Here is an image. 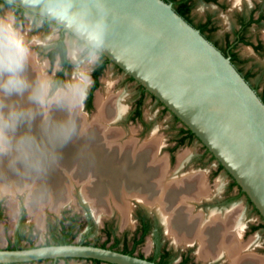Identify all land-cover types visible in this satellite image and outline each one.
Here are the masks:
<instances>
[{
	"label": "rangeland",
	"instance_id": "374dc122",
	"mask_svg": "<svg viewBox=\"0 0 264 264\" xmlns=\"http://www.w3.org/2000/svg\"><path fill=\"white\" fill-rule=\"evenodd\" d=\"M218 1H226L227 8L220 10L210 3L205 4L197 0L193 2L191 13L195 21L205 14H210L217 28L215 37H219L223 32L229 30L232 24V14L243 7L239 0ZM8 10H11V8L4 5L0 6V14ZM17 21L32 49L34 58L40 66L43 65L42 72H46L59 80H70L77 70L86 71L91 84L90 74L99 61V59H93L92 49L65 33L64 45L67 67L61 69L57 59L50 62L45 57L47 50L52 47L58 37V28L52 24L43 23L27 13L20 15ZM263 30L264 28L251 29V32L255 36ZM70 51H73V54L70 55ZM238 51L239 54L244 53L241 48ZM249 59L253 60L252 58ZM59 73L60 77H58ZM106 81L111 84V93L118 96L121 113L118 116L110 114L106 118L109 122L103 125L122 134L117 141L120 147L127 144L133 145L135 154L138 151L144 152L145 147H148L147 145L151 141L150 139L155 138L152 140L153 143L155 142L153 153L166 160L167 168L171 173L175 171L176 166L181 168V173H193V171L203 173L210 198L207 201L200 202V204H188L193 206L192 212L194 214H215L228 213L238 209L235 224L239 220L240 245H244L247 254L259 258L264 264V222L252 205L244 196L237 194V189L232 187V180L226 172L217 170V162L205 153V148L199 141L193 138L189 141L185 140L180 145L177 144L179 139L178 130L183 126L148 93L143 94L140 86L113 64L107 63L98 76L97 88L92 93L90 109H86L83 102L82 108L78 111L82 119L87 124L94 123L93 118L97 111L96 96L98 93L103 92ZM138 100H140L139 117L135 118L134 110ZM112 139L111 135H102L96 147L98 145L102 148L103 154L104 152L105 154L113 153ZM72 143L71 141L67 142L70 146L73 145ZM179 156H182L183 160L178 165ZM70 172L67 186L64 188L62 195L64 197L57 199L56 188L51 187V191L48 193V195L51 194V198L42 199L44 196L37 198L42 199L36 205L38 216L32 213L34 211H32V206L29 203V196L33 194L32 192H41L38 185L35 184L29 186V188L17 187L18 190L15 189L16 191L10 190L13 194L9 190L0 192V208L3 215L0 219L1 250L15 245L20 248H29L51 243L52 237L58 236L60 225L67 230H71V243L79 244L83 241L95 247L104 245L109 248L123 249L125 247L130 250L132 240L137 238L138 218L141 216L150 221V228L141 242L132 250L134 256L148 258L157 249L166 247L172 252L171 264H176L181 254L189 256L192 264H229L223 257L205 260L198 258L196 253L198 245L196 243L185 246L172 243L164 232V227L159 218L149 211L142 202L132 196H130L127 203L128 217L126 218L121 217L113 204V200L109 197H105V199L103 197L101 200L97 199L94 202L98 195V193L93 192L94 186L83 185L82 182L84 181L80 180V182L79 178L74 176V169H71ZM101 192L104 191L101 190ZM113 243H116V245H112ZM32 264H50V261L33 262ZM58 264H64V262L60 260ZM67 264H88V262L69 260Z\"/></svg>",
	"mask_w": 264,
	"mask_h": 264
},
{
	"label": "water",
	"instance_id": "95a60500",
	"mask_svg": "<svg viewBox=\"0 0 264 264\" xmlns=\"http://www.w3.org/2000/svg\"><path fill=\"white\" fill-rule=\"evenodd\" d=\"M0 1L39 17L91 49L84 37L45 11L46 0L35 6L24 0ZM80 9L91 19L105 20L104 43L98 54L136 82L200 142L264 222V104L228 58L162 0H73V10ZM65 258L157 264L74 243L0 249V264Z\"/></svg>",
	"mask_w": 264,
	"mask_h": 264
},
{
	"label": "bare ground",
	"instance_id": "6f19581e",
	"mask_svg": "<svg viewBox=\"0 0 264 264\" xmlns=\"http://www.w3.org/2000/svg\"><path fill=\"white\" fill-rule=\"evenodd\" d=\"M72 52L70 51V55ZM42 66L33 56L28 72L29 77L35 78L41 74ZM105 83L103 92L96 96L97 111L92 127L82 119L79 113H76L77 131L69 140L73 142V145L66 143L63 146H57L55 159L49 160L42 171L25 168L23 165L12 168L9 167L7 160L0 163V192L13 191L20 186L29 188V186L38 185L41 192H32L33 194L29 196V203L34 211L32 213L38 216L36 205L44 198H51V194L48 195L51 187L56 188L57 199L64 197L62 196L64 188L70 177L68 174L71 173V169H74L75 172L72 173L79 178V181H84L83 185L94 186L93 192L98 193L94 202L97 199L109 197L113 200L121 217L126 218L130 196L138 199L159 218L164 232L172 243L181 246L196 243L198 258L205 260L223 257L229 264H263L259 258L247 254L244 245H240L239 220L235 224L238 209L215 214L192 212L193 206L188 204H200L210 198L203 173L194 171L181 173V168L177 166L171 173L167 168L166 160L153 153L155 142L153 143L152 140L155 138L150 139L144 152L138 151L135 154L133 145L127 144L120 147L117 141L122 134L103 125L109 122L106 118L110 114L118 116L121 113L118 96L111 93V84L107 81ZM13 99L27 106L26 99ZM53 116L55 119H65L67 113L54 111ZM39 122L38 116L32 129L38 137L40 136ZM102 135L112 136L113 153L105 154L104 152L103 154L102 148L98 145L96 147ZM181 157L179 156L178 165L183 160ZM38 197L42 199H37Z\"/></svg>",
	"mask_w": 264,
	"mask_h": 264
},
{
	"label": "clouds",
	"instance_id": "9594fccd",
	"mask_svg": "<svg viewBox=\"0 0 264 264\" xmlns=\"http://www.w3.org/2000/svg\"><path fill=\"white\" fill-rule=\"evenodd\" d=\"M35 6L41 0H24ZM45 11L67 29L84 37L99 59L106 23L103 17L91 19L84 10H73V0H46ZM33 52L18 26L14 10L0 14V163L9 167L23 165L42 171L55 159L57 146L66 144L76 134L75 114L82 108L90 85L86 71H78L70 80H59L46 72L29 77ZM13 98H24L27 106ZM54 111L67 113L55 119ZM40 117L38 137L33 125ZM24 129V131H21Z\"/></svg>",
	"mask_w": 264,
	"mask_h": 264
},
{
	"label": "flooded vegetation",
	"instance_id": "af4514ba",
	"mask_svg": "<svg viewBox=\"0 0 264 264\" xmlns=\"http://www.w3.org/2000/svg\"><path fill=\"white\" fill-rule=\"evenodd\" d=\"M162 1L169 3L171 8L174 7L178 8L180 7V3H185L184 5L187 7V12L185 15H183L182 19L187 24H189L193 29L197 30L200 33V35L208 43H210L216 50H218L223 56L228 58L229 62L237 71V73L240 75V77L245 81L248 87L255 93L258 99L264 104V30L262 32L259 31L257 35L255 34V36L252 35L251 32V29L258 30L264 28V0H239L241 1L240 3L243 7L241 8V10L234 11V13L232 14V24L230 25L229 30L223 32L219 37H215V32L217 31V28L213 20V17L210 14H205L197 21H195L192 18L191 13L193 8V2L197 0H162ZM198 1H201L205 4L210 3L216 8H219L220 10H224L227 8L226 1L224 2H219L218 0H198ZM1 5L7 6L11 8V10H14L17 18L20 15L27 13L22 10H20V12H16V9L19 10L18 8L10 4H7L3 1H0V6ZM30 15L33 16L34 18L41 20L43 23L50 24L33 14ZM239 48L243 49L244 53L239 54L238 51ZM50 49L51 47L47 50V52ZM249 58H252L253 60L251 61ZM91 85H92V79H91ZM88 91L86 93V97ZM142 93L144 94L146 92H142ZM86 97L84 103L86 101ZM207 155H209V157L213 159V157L210 154ZM219 166L220 165L217 163V170H223L222 168H219ZM231 185L232 187H236L237 194H239V196H244V194L239 190V188L236 185L233 184ZM2 216L3 215L0 208V219ZM140 225L144 226L147 233L148 229L150 228V221L139 216L138 218L139 228ZM136 235L138 237V233H136ZM48 244L51 245L53 244V242L51 243L49 242ZM79 244L88 245L83 241H81ZM14 247L16 249H20V247L16 245L8 248L10 249ZM103 247L106 249L109 248L105 246ZM112 250L120 253L122 251V249H115L114 247L112 248ZM171 257H172V252L169 251L166 247H162L157 249L151 257L144 259L154 263L171 264L170 263ZM69 260H73V259H69ZM69 260L63 261L64 264H67ZM74 260H79V259H74ZM58 261L60 260L54 262L50 261V264H58ZM84 261L88 262V264H95L91 262V260H84ZM32 263L33 262L26 264H32ZM98 264H103V263H98ZM176 264H192V263L190 261L189 256H187L186 254H181L179 261Z\"/></svg>",
	"mask_w": 264,
	"mask_h": 264
},
{
	"label": "trees",
	"instance_id": "16d2710c",
	"mask_svg": "<svg viewBox=\"0 0 264 264\" xmlns=\"http://www.w3.org/2000/svg\"><path fill=\"white\" fill-rule=\"evenodd\" d=\"M184 4L185 3H180V7L172 8L173 11L177 15H179L181 18H183V15H185L186 12H187V7ZM16 12H20V10L16 9ZM64 34H65V32L59 29L57 39L54 41V44L51 47V49L45 54L46 58L50 62H52L55 59H57L61 69H65L67 67V59H66V56H65L66 55V49H65V45H64ZM107 63H109V62L103 56L100 55L98 64L92 70V72L90 74L91 79H92V85H91V87H90V89L88 91L87 97H86V101H85L86 109H90V107H91L92 92L97 88V78L101 74V72L103 71V69H104V67H105V65ZM58 77H60V73L58 74ZM140 89H141V92H145L141 87H140ZM139 106H140V100H138L136 102V104H135V110H134L135 118L139 117V110H138ZM178 131H179L178 132L179 139L177 141L178 145L182 144L185 140L189 141V140L194 138V136L184 127L179 129ZM205 153L209 154L206 150H205ZM219 168H221V166H219ZM232 184L235 185L234 182ZM263 228H264V225H263ZM136 233H138V237L134 238L132 240L131 249L127 251V249L124 247L122 249L121 253L127 254V255H132V250L141 242V240L143 239L144 235L146 234V230H145L144 226L140 225V228L138 227ZM52 242H53V244H51V245L70 244L71 243V230L70 229L67 230L62 225H60L59 234L56 237H52ZM45 245H49V244L46 243ZM82 245H84V244H82ZM112 245L115 246L116 243H113ZM103 246L104 245H101L100 248H104ZM29 248H31V247H29ZM112 248L113 247H110L108 249L112 250ZM6 249L7 250H12V249H16V248L14 247V248H10V249L6 248ZM139 258H141V257L139 256ZM57 260L67 261L69 259L65 258V259H57ZM46 261H48V260H46ZM91 262H93L95 264L100 263V262L93 261V260H91ZM182 263H184V262H182ZM157 264H161V263H157Z\"/></svg>",
	"mask_w": 264,
	"mask_h": 264
}]
</instances>
